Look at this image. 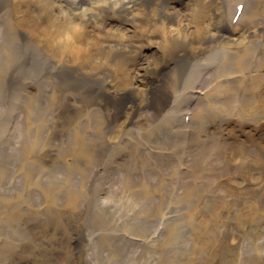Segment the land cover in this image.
Returning a JSON list of instances; mask_svg holds the SVG:
<instances>
[{
  "label": "bare ground",
  "instance_id": "1",
  "mask_svg": "<svg viewBox=\"0 0 264 264\" xmlns=\"http://www.w3.org/2000/svg\"><path fill=\"white\" fill-rule=\"evenodd\" d=\"M239 1L0 0L3 14L12 17L11 30L19 33L16 30L23 29L45 39L56 62L44 63L39 76L51 70L46 82L58 83L52 91L59 105V113L53 115L59 120L56 138L74 140L76 159L59 163V176L71 182L64 187L59 207V228L68 233L64 240H84L82 246L88 247L84 229L93 215L80 217L81 225L77 223L79 212L94 205L98 211H106L104 199L114 202L100 217L105 238L115 240L120 235L118 240L127 242L151 240L158 232L161 211L150 212L153 225L149 229L150 220L138 216L137 203L132 204L122 193L131 190L143 210L146 207L144 211H153L157 206L147 202L161 199L164 203L171 197L159 188L174 178H179L185 199L179 204L188 211L177 216L186 219L173 216L166 223V232L160 236L166 233L167 240L156 264H195L186 248L175 249L181 239L186 247L191 245L189 241L195 238L188 235L191 228L207 237L206 246L199 250L202 254L212 248L218 254L223 244L233 247L242 240L237 221H256L253 214L264 202V0ZM0 39L9 44L6 36L0 34ZM9 49L16 59H25L26 54L21 53L25 49L17 50L14 45ZM50 56L28 50L33 61L45 57L46 62ZM2 58L0 63H7ZM187 61L179 73L178 63ZM148 68H154L156 80L149 78ZM12 71L10 68L8 73ZM77 78L86 81L75 83ZM71 83L75 85L70 87ZM160 121L161 129L157 127ZM36 124L37 120L27 126L29 134ZM108 147L114 149L110 152ZM31 156L25 148L23 161ZM140 156L153 158L151 170L146 172L149 177L130 166ZM113 159L121 160L115 168L118 188L113 186L106 198H101L98 189L93 195L87 193L92 182L75 188L78 177L96 182L94 176L101 173L103 161L108 166ZM15 167L18 179L21 173L26 180L34 169L33 164L20 168L17 160ZM39 193L47 200L54 196L51 189ZM208 194L213 198L209 200ZM13 197L17 218L16 210L23 201L19 194ZM16 200L21 203L16 205ZM229 223L232 231L227 233ZM263 244L264 240L251 239L244 247L253 252ZM60 246L59 264L71 255L69 246L59 240ZM119 252L123 253L119 264H136L131 260L138 258L132 249ZM84 253L88 258L90 254Z\"/></svg>",
  "mask_w": 264,
  "mask_h": 264
},
{
  "label": "rangeland",
  "instance_id": "2",
  "mask_svg": "<svg viewBox=\"0 0 264 264\" xmlns=\"http://www.w3.org/2000/svg\"><path fill=\"white\" fill-rule=\"evenodd\" d=\"M239 2H244L245 4L247 0H240ZM4 6H6L5 2L2 7ZM11 23H13L12 17L3 14L0 9V34L6 36L5 40L9 41L7 45L5 42L2 43L3 40L0 39V60L4 57L7 61V63H0V264H59V256L57 255L59 250H61L59 240L61 243L68 245L71 250V255L68 256L66 263L61 261V264H119L118 260L123 254L119 250L125 249L134 251V255L138 258L134 261L135 257H132L131 260L136 264H139V262L141 264H156L164 240H167L166 233L160 236L166 227V223L173 216L177 218L178 214H184L188 211L184 205L179 204V202H185L184 194L182 195V184L179 178L172 179V182L164 181L159 191L171 196L165 198V202L167 200L171 202L169 204L161 203V199L155 202H147L149 206H151L150 204L157 206L153 211H144L146 207L143 210L142 203L139 204L132 197L131 190L125 189L122 193H126L130 200H133L130 201L132 204L134 202L137 203L135 211L143 219L150 220L153 217L150 212L156 215L161 211L160 215L162 216L157 226L158 232L151 238V240L160 238L161 241L156 242L145 239L143 242H127L118 240L120 235L115 237V240L107 239L103 235L105 229L99 226V222L101 220L100 217L102 218L104 213L111 210L114 206V202L104 198H106L108 192L112 191L113 186L116 187L115 180L118 175L115 174V168L117 164L119 165L120 159H116V162H114V159L112 162L108 161V166L103 161L101 173L94 176V179H98L96 182L92 181V178H75V180H78L77 183H74L76 189L82 188L80 184L82 182H92L87 193L91 192V195H93L94 190L98 189L101 191V198L104 199V205L107 208L106 211L100 212L98 211L99 208L94 205L93 209L83 207L79 212L78 224H81L80 217H84L87 213L93 215L90 224H83L86 226L84 230L87 239L90 240L88 247L84 248L82 246L84 240H76L75 243L70 237L68 240L62 238L68 233L62 227L59 228V207L66 192L64 187H70L71 182L66 181L68 177L59 176V163L60 160L67 161L69 158H72L71 163H73L74 159H76L74 155V140L71 139L68 142L65 139L59 141L56 138L58 130H55L58 128L59 120L53 115L55 112L59 113V105L56 102L57 97L53 95L52 91L57 89L58 83L48 85V82H46L47 77L52 76L51 70L47 71L46 75L43 74V77L39 76L42 73L41 69L44 63L53 64L56 62H53V55L47 48L50 45L45 39L23 29L22 31L15 29L19 32L15 33L11 30L10 25L14 26ZM12 45L17 50L18 47L26 50V52L21 51L24 55L26 54L23 61L16 59V54L9 49ZM31 49L37 51L39 55L42 52L46 57L51 55L49 58L52 61L47 59L44 62L45 57H38L33 61V59L28 57V50ZM157 59H160V57H157ZM188 63V61L187 63H178V72H183ZM13 64L15 65L13 66ZM10 68L13 69L11 74L8 73ZM147 71L149 78L152 81L156 80L153 76L155 73L154 68H148ZM58 76V73L54 75L56 81L59 80ZM31 77L35 78V80L41 78L35 81ZM43 79V82H39ZM78 80H75V83L86 81V79ZM40 83L42 87L39 89L38 85ZM75 83H71L70 87H73ZM177 115L179 114L177 113ZM36 120L37 124L34 131L29 134L27 126ZM178 121H181L180 115ZM178 121L175 123H179ZM160 123L163 122H158L157 127L161 129ZM70 133H73V130L70 129ZM24 141H26V144ZM85 141L88 142L86 139ZM157 144L156 142L153 145L157 147ZM184 146L183 142V154H185ZM25 148L26 151H31L32 156L28 161L24 162L23 150ZM113 149L114 147H108L107 151L110 150L111 152ZM116 156L121 157V155ZM36 157L40 159L41 163ZM152 159L151 157L140 156L139 160L134 159V163L132 162L130 166L139 168L142 174H146V172L151 170L149 167H152ZM15 160L18 161V166L20 168L24 166V169L25 167L27 168L28 164H33L34 169L31 172L33 175L27 173L26 180L25 176L19 173L18 179L15 172ZM121 166L122 163H120ZM146 176L149 177V173ZM51 179H54V181ZM59 186H63V191H59ZM135 187L139 189V185ZM44 188H46V191L51 189L54 196L47 200L46 197L39 193ZM117 188H114V190ZM17 194H19L23 204L17 208L16 218L14 216L13 196H17ZM28 195L29 199L27 198ZM172 197H175L178 205H176ZM207 198L210 200L213 197L208 194ZM20 203V200L15 201L16 205ZM52 203L54 207H51ZM245 209L248 210L249 208L246 207ZM247 214L248 217L252 216L249 213ZM253 217L257 218L253 223L251 220L237 221L238 226H241L240 234L242 240L236 241L233 247L223 244L219 247V251L222 252L218 254H215L214 248H212L213 251L207 254H202L199 251L206 246L207 237L202 238L199 230L195 231L193 228L189 229L188 233L192 238L195 236L193 240L189 241L191 245L186 247V242L181 239L175 249L181 251L186 248L188 257L196 260L195 264H264V244L261 246L262 248L257 247L253 252H246L244 247V243L249 242L251 239H256V242L264 240V202L261 210H256ZM177 219H186V216L184 215ZM228 220H230V217H228ZM147 223L151 225L153 221L150 220ZM190 224L192 225V223ZM75 231L78 232L77 229ZM226 231L227 233L232 231V223H229ZM163 232H166V229ZM78 238H81L80 235ZM169 239L171 238L169 237ZM217 244H219V241ZM83 250L90 254L88 258L85 257Z\"/></svg>",
  "mask_w": 264,
  "mask_h": 264
}]
</instances>
